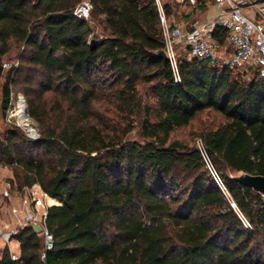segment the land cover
Masks as SVG:
<instances>
[{
	"label": "trees",
	"instance_id": "obj_1",
	"mask_svg": "<svg viewBox=\"0 0 264 264\" xmlns=\"http://www.w3.org/2000/svg\"><path fill=\"white\" fill-rule=\"evenodd\" d=\"M85 1L90 21L74 16ZM213 38L222 46L226 32ZM12 44L23 52L2 109L21 93L40 135L12 126L0 165L49 197L52 248L19 228L21 257L7 246L0 264H264V198L230 176H264V79L182 56L176 82L155 0H0V79ZM206 113L222 121L174 138Z\"/></svg>",
	"mask_w": 264,
	"mask_h": 264
},
{
	"label": "built area",
	"instance_id": "obj_2",
	"mask_svg": "<svg viewBox=\"0 0 264 264\" xmlns=\"http://www.w3.org/2000/svg\"><path fill=\"white\" fill-rule=\"evenodd\" d=\"M155 1L162 25L164 51L170 62L176 82H180L178 60L180 52L187 53L190 59L207 62L211 67L239 72L242 77L249 75L251 79L255 76L264 79V11L259 10V6L264 5V0H204L207 4L216 5L220 10V14L216 20L203 22L190 32H185L181 28L172 25L166 16L162 0ZM181 2H188L192 6L197 4L196 0H181ZM93 9L92 3L85 1L75 10L74 16L87 20L90 18ZM216 28H221L226 32V40L222 46L213 38V32ZM3 68L6 69L7 65L3 64ZM198 147L221 192L239 215L244 226L251 228L250 223L238 209L222 179L211 164L202 141L198 142ZM9 189L11 190V186H9ZM26 189L29 191L30 188ZM45 196L47 197L46 194ZM3 197L9 199V192H4ZM30 197L36 212L39 211L40 207L44 208L43 201L35 198L33 193L30 194ZM47 208H45L40 220L36 218L34 213H28L23 219V223L20 224H22L21 228L31 226L35 232L37 228H40V233L46 238L48 249H51L52 236L45 228ZM13 213L17 214L18 210L14 209ZM17 232L18 230H11L6 233L0 229V238L9 243ZM12 258L17 260L14 256Z\"/></svg>",
	"mask_w": 264,
	"mask_h": 264
},
{
	"label": "rangeland",
	"instance_id": "obj_3",
	"mask_svg": "<svg viewBox=\"0 0 264 264\" xmlns=\"http://www.w3.org/2000/svg\"><path fill=\"white\" fill-rule=\"evenodd\" d=\"M165 1L166 0H162L163 3ZM259 10L264 11V5H260ZM88 20L90 21V18ZM92 26L95 28L96 34H98L100 36L103 35V25H101L100 22L95 21L92 23ZM22 52H23V48H18L17 46L12 44L11 53L4 59L3 64H6L7 68L6 69L4 68L5 75L0 79V136H3L12 126H22L19 123V121L17 120V118H15V115H14L15 110L17 108V105L19 103V100L20 99L25 100L24 96L21 93H18L16 90H14L12 93L13 99H12L11 109L7 113H4L3 109H2V104H3L2 87L5 83V76H6L7 72L12 70L13 68L19 67L20 57H21ZM181 59H182V55H178V60L180 61ZM238 74L240 76H242L241 73L238 72ZM243 78H245V80L251 79L249 75H247ZM26 106H27V104H26ZM27 115H28L31 123H30V125L23 126V127H26L29 130H31V125H32V128L36 131V135L34 136V135L30 134L26 130H25V132L27 133V135L29 137L36 139L40 135L39 124L29 116L28 111H27ZM221 121H222L221 117L215 113L203 114L192 124L191 127L176 132L174 134V138L180 139V140H190L191 141L195 138V137H193V135L197 136V134L200 133L201 130L215 127ZM131 138H137V136L135 134H133L131 136ZM199 140L200 139H196L197 144H198ZM230 176L235 177V176H239V174H231ZM9 186H11V190L9 189ZM38 186L39 185L33 186L32 188L29 189V191H28V189L25 190V188L20 189L14 169L11 168L10 166L0 165V203H2V201H4V203H3L4 206H7V205L10 206L12 204V202H14L15 198L18 197V200L20 202V206H22V208H23V212H20V210H18V213L20 212L22 214L23 219L26 217V214L34 213L36 218L38 220H40L42 214L45 211V208L51 207L49 199H48L49 197H46L45 193ZM6 191H8L10 194L9 199L3 197V193ZM31 193L34 194L35 198L43 201L44 208L40 207L38 212H36L34 210V205L31 202V197H30ZM26 202H29V203H26ZM15 207L16 206H13L11 208L12 209L11 212H12L13 216L16 215L15 213H13V210L19 209V208H15ZM23 219L21 220L22 221L21 223H23ZM21 226H22V224L18 223L17 221H15V222L12 221L10 216H5L3 214H0V229L3 230L4 232L7 233V232H10L11 230H18L19 228H21ZM14 244L15 243L13 242L12 245L14 246ZM0 245H2L1 242H0ZM7 246H9V245H7Z\"/></svg>",
	"mask_w": 264,
	"mask_h": 264
},
{
	"label": "crops",
	"instance_id": "obj_4",
	"mask_svg": "<svg viewBox=\"0 0 264 264\" xmlns=\"http://www.w3.org/2000/svg\"><path fill=\"white\" fill-rule=\"evenodd\" d=\"M164 4L168 6V10L170 12L168 17L170 23L181 28L185 32L192 31L197 25L203 22H212L216 20L220 14V10L216 5L207 4L204 1L196 4L195 6H192L188 2L183 3L181 0H166ZM180 55L186 56L189 60H191L185 52H180ZM3 203L4 201L0 203V214L10 216L12 221L21 223L23 217L20 212H23V208L20 206L18 197L15 198L12 204L10 203V206L7 205L8 207L4 206ZM13 206H16L15 208H19L17 210H20V212L14 216L11 212V208ZM0 242L2 243V245H0V259L2 258L3 252L7 245H9L12 256H14L16 259L21 257V247L18 241L6 243L2 238H0ZM13 242L15 243L14 246L12 245Z\"/></svg>",
	"mask_w": 264,
	"mask_h": 264
},
{
	"label": "water",
	"instance_id": "obj_5",
	"mask_svg": "<svg viewBox=\"0 0 264 264\" xmlns=\"http://www.w3.org/2000/svg\"><path fill=\"white\" fill-rule=\"evenodd\" d=\"M159 55H160V57L168 60V57H167L165 51L160 52ZM20 102L23 104L24 108L27 110L25 100L20 99ZM19 127H22L24 130L28 131L30 134H32L34 136L36 135V131L33 128H31V130H29L23 126H19ZM238 174H239V176H235L232 178H234V180H236L241 185L248 187V188L252 189L253 191L259 193L264 198V176L249 175V174H245V173H238ZM36 232L40 233L41 229L37 228Z\"/></svg>",
	"mask_w": 264,
	"mask_h": 264
},
{
	"label": "bare ground",
	"instance_id": "obj_6",
	"mask_svg": "<svg viewBox=\"0 0 264 264\" xmlns=\"http://www.w3.org/2000/svg\"><path fill=\"white\" fill-rule=\"evenodd\" d=\"M14 115H15V118H17V120L19 121V123L22 126H28V125H30L31 122H30V119H29V117L27 115V110L24 108V106L20 102V100H19V103L17 105V108L15 110ZM31 128H32V125H31ZM26 129H28V128H26Z\"/></svg>",
	"mask_w": 264,
	"mask_h": 264
}]
</instances>
